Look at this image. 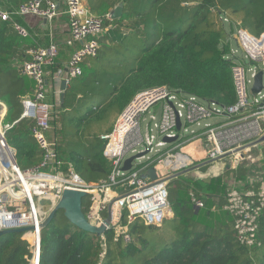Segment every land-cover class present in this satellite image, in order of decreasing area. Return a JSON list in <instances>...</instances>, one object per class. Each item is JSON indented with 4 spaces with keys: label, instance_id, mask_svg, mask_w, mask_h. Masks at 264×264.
Wrapping results in <instances>:
<instances>
[{
    "label": "trees",
    "instance_id": "trees-1",
    "mask_svg": "<svg viewBox=\"0 0 264 264\" xmlns=\"http://www.w3.org/2000/svg\"><path fill=\"white\" fill-rule=\"evenodd\" d=\"M108 1L107 11L122 3ZM30 2L0 0V10L10 15L8 21L0 18V101L7 106L4 125H13L6 140L23 171L43 160L32 132L35 122L22 118L24 100L32 98L35 90V82L22 74V68L29 59L26 49L35 43L16 28H22L20 19L26 17L16 11ZM92 4L98 13L100 8ZM105 28L98 56L83 62V76L71 79L64 100L53 101L46 133L57 154L49 172L68 176L70 166L87 184L110 177L112 167L104 155L102 137L113 131L140 91L167 86L221 106L236 103L234 63L227 58L233 45L230 38L239 28L256 37L264 33V0H125L122 18L107 19ZM58 56L50 67L53 75L64 72L61 51ZM260 156L257 168L256 161H246L233 169L228 160L224 173L210 181L187 175L170 179L174 217L162 226L150 227L135 220L129 227L131 243L116 239L113 230L103 242L102 237L70 224L61 210L42 230L39 263L264 264V210L257 235L260 246L254 247H243L236 240L229 212L225 210L222 217L213 210L216 205L224 210L231 189L251 188V180L257 178L254 173L264 179V145ZM191 193L202 200L204 208L192 202ZM89 204L87 196L84 213ZM30 238L31 232L0 236V264H31Z\"/></svg>",
    "mask_w": 264,
    "mask_h": 264
},
{
    "label": "built area",
    "instance_id": "built-area-1",
    "mask_svg": "<svg viewBox=\"0 0 264 264\" xmlns=\"http://www.w3.org/2000/svg\"><path fill=\"white\" fill-rule=\"evenodd\" d=\"M66 5L70 19L69 44L81 43L72 54L68 71L55 74L65 79L69 86L71 79L83 76V62L98 56L99 39L106 31L105 23L112 19V13L93 15L84 0H66ZM16 14L36 15L52 21L59 15V6L53 0H32L22 5ZM0 18L8 21L10 15L0 10ZM16 28L27 37L24 29L19 25ZM235 33L230 38L233 45L227 58L234 63L236 103L221 106L167 86L140 91L123 110L113 131L102 137L106 141L104 155L111 162L112 172L107 180L93 184L76 179L77 174L70 166L68 176L49 172L57 154L46 135L53 109L47 99L46 68L56 63L59 47L52 42L47 47L28 52L30 60L23 64L22 74L35 82V90L32 98L24 100L22 118L35 122L32 132L43 160L36 168L20 170L16 152L10 147L5 148L0 137V156L5 166L3 169L0 163V230L35 229L31 232L32 238L27 239L33 253L31 264H35L36 256L41 252L37 237L41 241L40 225L48 215L38 207L40 199L50 200L55 206L66 188L85 190L90 196V207L85 213L89 223L101 227L109 221L107 232L113 230L116 239L131 243L129 227L135 220L141 219L150 227L162 226L174 217L168 183L174 174L186 173L192 167L191 158L177 150L201 142L208 149L204 161L229 160L233 169L246 161L255 162L251 153L261 146L262 143L258 145L257 142L264 137V79L263 90L258 95H253L252 88L259 72H264V33L256 37L243 28ZM234 44L244 52L240 58ZM2 109L4 119L7 114ZM12 126L2 124L0 133L5 139ZM166 138H176V141L166 142ZM138 154L144 156L132 162L130 171H124L125 161ZM151 168L156 169L157 180L145 178ZM55 179L62 180L63 185L51 183ZM250 183L252 187L246 190L231 189L224 207V211L234 218L235 237L243 247L260 246L257 235L259 218L264 210V179L257 177ZM190 195L197 207H205L194 193ZM101 237L104 242L105 234Z\"/></svg>",
    "mask_w": 264,
    "mask_h": 264
},
{
    "label": "crops",
    "instance_id": "crops-1",
    "mask_svg": "<svg viewBox=\"0 0 264 264\" xmlns=\"http://www.w3.org/2000/svg\"><path fill=\"white\" fill-rule=\"evenodd\" d=\"M55 1L59 6V15L54 18L52 21H48L47 19L35 17V16H26L22 17L21 20V26L22 29L26 30L27 37L30 38L32 41H34L35 45H31L26 49V57H28L30 60V57L28 55V52L30 50H33V48L37 47H47L52 42H55L59 46V51H61L62 57V65L64 67V72L66 73L68 71V65L71 61L72 54L75 52V50L79 49L81 47L80 42H75L72 44H69L70 42V32L68 27V16H67V5L66 0H53ZM92 1L95 3V6L99 7L98 13H94L92 10ZM125 4V0L121 1ZM85 6L89 9L90 13L93 15H103L105 13H112L115 8L110 9L107 11V6L109 4V1L107 0H84ZM107 30V28H106ZM27 60V61H28ZM47 72V94H48V102L53 105L54 100H59L62 96V81L63 79L61 77H58L57 75L51 74L50 67L46 68ZM60 93V94H59ZM62 101V98H61ZM7 108V106H6ZM7 113V110H6ZM1 114V113H0ZM2 115V114H1ZM191 146L199 147L200 150L203 149L201 142H195L193 144H189L186 147L191 148ZM261 155V154H260ZM198 161L192 162V170H194V178L197 180H203L205 178L210 181L212 178L220 176L224 173L225 167H226V160L223 161H216V162H207L205 160V152L201 154H197ZM205 167L207 168L205 171ZM184 174V173H183ZM172 179V178H171ZM216 208V206H215ZM214 208V210H215ZM172 219V218H171ZM170 220V219H169ZM168 220V221H169Z\"/></svg>",
    "mask_w": 264,
    "mask_h": 264
},
{
    "label": "water",
    "instance_id": "water-1",
    "mask_svg": "<svg viewBox=\"0 0 264 264\" xmlns=\"http://www.w3.org/2000/svg\"><path fill=\"white\" fill-rule=\"evenodd\" d=\"M124 12V3H121L118 7L114 9V11L111 14L112 20H119L122 18ZM263 79H264V72L260 71L259 74L257 75L255 79V83L253 85V90L252 93L254 96L258 95L259 92L263 90ZM68 88L67 81L64 79L62 81V101L65 98L64 92ZM0 106L7 110L6 105L0 101ZM2 120L1 119V127H2ZM177 128L180 130V121L178 120ZM1 141L2 144L4 145L5 148L9 149V145L7 143V140L5 139L4 135L0 133ZM165 141L167 142H174L176 141L175 139H170L166 138ZM264 142V137L260 139V141L257 142V144H261ZM1 146V142H0ZM3 152V151H2ZM5 154V152H3ZM143 154H138L129 157L124 163V171H130L132 162L143 157ZM18 167V165H17ZM19 169V168H18ZM72 169V168H71ZM188 171V170H187ZM183 173H179L176 176H179ZM150 177L152 180H157L158 175L157 171L155 168H151L148 172V174L145 176V178ZM76 179L82 180L78 175H76ZM88 193L85 190L82 189H72V188H66L63 191L61 199L53 205V203L50 200L46 199H40L38 204L43 207L44 212H47L48 215L43 221V223L40 225L41 226V231L48 227V225L55 219L56 214L59 211H64L65 218L69 221L70 224L78 227L80 230L92 234V235H97L99 237L103 236L104 234L107 233V226H109V221H105V225L101 227H97L96 225H91L89 221L86 218V215L84 213V206H83V201L85 198H87ZM35 229L33 227L31 228H21L18 230H0V236L6 235V234H19V233H28L32 232ZM38 245H40V237H37ZM40 252H38L36 256V261L35 264H40Z\"/></svg>",
    "mask_w": 264,
    "mask_h": 264
},
{
    "label": "rangeland",
    "instance_id": "rangeland-1",
    "mask_svg": "<svg viewBox=\"0 0 264 264\" xmlns=\"http://www.w3.org/2000/svg\"><path fill=\"white\" fill-rule=\"evenodd\" d=\"M234 50L235 51H237V52H239L240 54H239V58L241 57V56H243L244 55V52L243 51H241L239 48H238V46L236 45V44H234ZM252 67L254 66L253 64L251 65ZM4 120H5V118L2 120V124L4 125L5 123H4ZM263 145H264V143H262L261 144V146L259 147V148H254L253 149V151H252V153H251V155L254 157V159H255V164H253V165H256V168H257V166H258V164H257V161H259V159H261L262 157L260 156V154L263 152ZM203 147V149L202 150H200L199 149V147H194V146H191V148H185V149H179V150H177V151H179V152H181V153H184L185 155L187 154L191 159H192V161L193 162H197L198 161V156H197V154L199 155V154H201L202 152L204 153H206L207 152V147L206 146H202ZM256 158H258V160L256 159ZM163 167V166H162ZM162 167H160V168H162ZM194 170H196V169H193L192 170V168H190L188 171H186V173H184V174H181V175H179V176H182V175H187L188 177H192V176H194ZM178 173L179 172H177L176 174H174L173 176H172V179L173 178H177V177H179V176H176V175H178ZM253 177H259L260 175L258 174V173H254V175H252ZM169 185V191H171L172 192V189L174 188V185H172V183H170V184H168ZM205 203L207 202V201H204ZM207 204H210V201H208L207 202ZM214 208H215V206L213 207V210H214ZM44 211V210H43ZM214 214L216 215V216H225V212H224V210H223V208H221V207H219L218 205H216V208H215V210H214ZM215 216V217H216Z\"/></svg>",
    "mask_w": 264,
    "mask_h": 264
},
{
    "label": "bare ground",
    "instance_id": "bare-ground-1",
    "mask_svg": "<svg viewBox=\"0 0 264 264\" xmlns=\"http://www.w3.org/2000/svg\"><path fill=\"white\" fill-rule=\"evenodd\" d=\"M2 107L0 106V113L2 112ZM1 119H2V115L0 114V132H2L1 131ZM0 163H1V166L3 167V169H4V161L2 160V158H1V156H0ZM55 182H58L60 185H63V181L62 180H59V179H55V180H52V182L51 183H55Z\"/></svg>",
    "mask_w": 264,
    "mask_h": 264
}]
</instances>
